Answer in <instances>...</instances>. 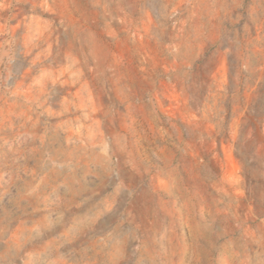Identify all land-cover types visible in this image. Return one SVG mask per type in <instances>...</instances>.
Segmentation results:
<instances>
[{"label":"rangeland","instance_id":"374dc122","mask_svg":"<svg viewBox=\"0 0 264 264\" xmlns=\"http://www.w3.org/2000/svg\"><path fill=\"white\" fill-rule=\"evenodd\" d=\"M0 264H264V0H0Z\"/></svg>","mask_w":264,"mask_h":264}]
</instances>
